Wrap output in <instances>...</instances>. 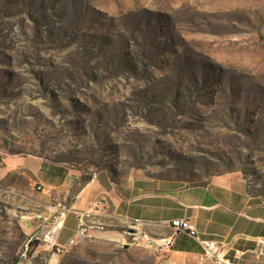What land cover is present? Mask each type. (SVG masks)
Listing matches in <instances>:
<instances>
[{"label": "rangeland", "instance_id": "1", "mask_svg": "<svg viewBox=\"0 0 264 264\" xmlns=\"http://www.w3.org/2000/svg\"><path fill=\"white\" fill-rule=\"evenodd\" d=\"M26 159L72 194L224 177L264 202V0H0V264H158L110 212L72 245L28 232L49 202Z\"/></svg>", "mask_w": 264, "mask_h": 264}, {"label": "crops", "instance_id": "2", "mask_svg": "<svg viewBox=\"0 0 264 264\" xmlns=\"http://www.w3.org/2000/svg\"><path fill=\"white\" fill-rule=\"evenodd\" d=\"M6 162L8 170L26 166L48 195L49 205L25 218L24 227L34 233L51 226L48 238L52 244L69 243L79 226L78 215L86 223L107 212L126 218L138 226L145 241L169 237L174 231L172 221L185 219L201 239L221 245L218 261L201 262V245L187 231H179L166 252L156 253L158 264H264V202L228 178L171 188L140 184L120 187L104 176H94L72 194L71 169L29 159ZM47 167L48 176L41 174Z\"/></svg>", "mask_w": 264, "mask_h": 264}, {"label": "built area", "instance_id": "3", "mask_svg": "<svg viewBox=\"0 0 264 264\" xmlns=\"http://www.w3.org/2000/svg\"><path fill=\"white\" fill-rule=\"evenodd\" d=\"M38 189L39 186L37 187ZM78 222H79V228L77 230L76 235L69 240V245H72L75 243L76 238H78V236H82L84 235V228H81L82 224H83V216L82 215H78ZM172 227L174 229L173 233L164 239H151V240H146L147 245L155 252V253H164L166 252L167 249H169L174 241V236L179 232V231H187L189 235H191L192 237H194L198 243L201 245V247L203 248V257H202V261L204 262L207 259H212V260H217L219 259L218 256V251L221 247V245L214 240H204L201 239L195 229L190 225L188 220L185 219H175L172 221ZM172 264V263H170ZM201 264V263H199Z\"/></svg>", "mask_w": 264, "mask_h": 264}, {"label": "trees", "instance_id": "4", "mask_svg": "<svg viewBox=\"0 0 264 264\" xmlns=\"http://www.w3.org/2000/svg\"><path fill=\"white\" fill-rule=\"evenodd\" d=\"M38 245H39V241L30 240V242H29L30 252H34Z\"/></svg>", "mask_w": 264, "mask_h": 264}]
</instances>
